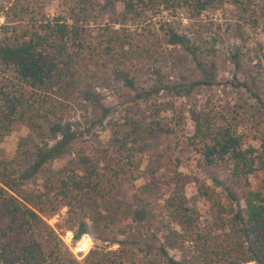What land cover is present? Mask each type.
<instances>
[{
    "label": "trees",
    "instance_id": "obj_1",
    "mask_svg": "<svg viewBox=\"0 0 264 264\" xmlns=\"http://www.w3.org/2000/svg\"><path fill=\"white\" fill-rule=\"evenodd\" d=\"M225 3L72 0V5L52 14L33 0H16L6 10L0 6L7 18L0 26V141L14 124L29 129L17 142L15 157L0 161V264H264V38L246 49L253 61L246 67L239 47L229 46L230 63L240 66L231 86L254 103L247 108L248 127L240 130L224 115L203 110L196 113L190 134H183L179 121L162 122L154 108L148 109L150 117H146L147 108L143 111L134 95L139 91L140 97L149 96L151 91L141 92L133 83L124 53H114L109 40L84 42L92 12H107L115 23H133L152 10L198 18ZM254 13H248V21L258 27L260 20ZM214 36L200 30L166 33L169 44L186 51L201 79L219 37ZM87 55L94 59V68L108 59L117 82L128 89L124 97L129 103L109 119L110 139L93 153L77 148L72 135L60 133L49 142L67 124L65 101L75 94L90 97L74 69ZM202 81L197 83L207 84ZM156 132L182 141L205 166L226 167L231 185L241 188L242 207H235L228 189L218 190L179 172L178 162L169 181L165 180L171 188L161 205L142 199L134 206L121 202L112 206L118 185L133 179L136 158ZM37 179L43 182L39 188H24ZM189 187L209 204L207 222L189 204ZM63 208L69 222L76 224V238L93 229V238L114 243L108 233L119 218L147 227L150 258L133 252L137 244L129 238L116 242L123 247L92 250L78 261L45 221ZM174 250L183 253V261L170 254Z\"/></svg>",
    "mask_w": 264,
    "mask_h": 264
},
{
    "label": "rangeland",
    "instance_id": "obj_2",
    "mask_svg": "<svg viewBox=\"0 0 264 264\" xmlns=\"http://www.w3.org/2000/svg\"><path fill=\"white\" fill-rule=\"evenodd\" d=\"M15 1L0 0V6L6 10ZM33 1L37 4L41 2L42 11L47 14L60 12L72 5V0ZM120 10L118 7L117 12ZM251 10L259 17L258 27H252L248 21L247 16ZM263 13L264 0H226L223 7L210 9L202 16L192 19L186 18L182 13L171 16L167 12L152 10L145 12L139 21L115 23L107 12H92L85 26L84 42L94 45L95 42L109 40V44L115 47L114 53L126 55L124 66L133 83L138 85L141 92L151 91L149 96L140 97L139 91L134 95L137 96V104L141 109L144 111L147 108V115L146 112H141L144 116L150 117L151 111L148 109L154 108L158 110L157 118L162 122L179 121L183 134H190L196 113L211 110L224 115L229 122L243 130L250 124L247 121V108L254 103L246 98L242 90L231 86V83H235L234 73L239 75L237 67L240 66L230 63L229 46L233 43L243 52V67L253 64L246 49L255 42L263 41ZM6 22L7 18L0 11V26ZM171 30L178 34L200 30L209 37L219 35L210 49L211 61L203 70L206 85L197 83L203 82V79L197 76L195 66L186 51L179 45L168 43L166 33ZM93 61L87 55L74 67L79 82L88 90L87 94L91 93L90 97L75 94L72 100L65 101L67 124L55 135H51L50 143L63 133L72 135L77 148L81 147L90 153L100 150L110 139L107 124L109 119L116 112L129 107V103L125 101L128 89L117 82L108 59L100 61L97 68L92 65ZM146 121L149 122L150 119L147 118ZM28 133L29 129L25 125H12L0 141V161L12 160L17 152V142ZM135 162L137 168L132 173L133 179L129 178L118 185L112 206L115 202L134 206L142 199L161 205L171 188L165 180L169 181L178 162L179 172L194 176L218 190L228 189L235 207H242L241 188L231 185L227 168L221 165L205 166L182 141L179 142L172 136L159 132L149 136L145 152L138 155ZM42 184V179H37L35 182H28L24 188L37 189ZM186 194L189 204L198 209L201 221L207 222L209 204L196 194L193 187H189ZM66 211L63 208L45 221L78 261L84 260L92 250L108 251L123 247L124 245L116 242L125 243L129 238L137 244L136 251L133 252L145 259L150 258L151 231L147 227L119 218L108 233L109 238H115L114 243L93 238V229L76 238V224L69 222ZM86 222L90 225L88 220ZM170 254L177 260H184L182 252L174 250Z\"/></svg>",
    "mask_w": 264,
    "mask_h": 264
}]
</instances>
